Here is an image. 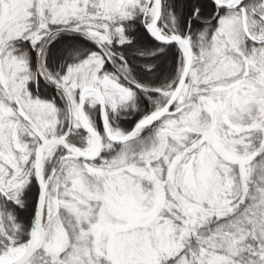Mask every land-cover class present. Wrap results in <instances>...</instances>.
Wrapping results in <instances>:
<instances>
[{"label": "snow or ice", "instance_id": "obj_1", "mask_svg": "<svg viewBox=\"0 0 264 264\" xmlns=\"http://www.w3.org/2000/svg\"><path fill=\"white\" fill-rule=\"evenodd\" d=\"M0 264H264V0H0Z\"/></svg>", "mask_w": 264, "mask_h": 264}]
</instances>
